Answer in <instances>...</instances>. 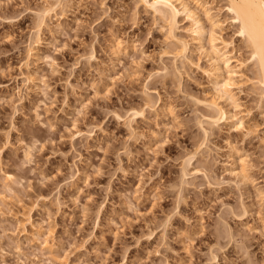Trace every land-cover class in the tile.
I'll return each instance as SVG.
<instances>
[{
  "label": "rangeland",
  "instance_id": "rangeland-1",
  "mask_svg": "<svg viewBox=\"0 0 264 264\" xmlns=\"http://www.w3.org/2000/svg\"><path fill=\"white\" fill-rule=\"evenodd\" d=\"M62 1L38 30L36 14L56 0H0V168L15 179L0 186V264H264L256 90L234 89L254 134L209 127L194 101L214 95L209 62L184 16L182 61L138 0ZM203 1L228 51L247 56L225 0ZM238 154L244 183L227 171ZM20 207L39 233L17 225Z\"/></svg>",
  "mask_w": 264,
  "mask_h": 264
},
{
  "label": "bare ground",
  "instance_id": "bare-ground-1",
  "mask_svg": "<svg viewBox=\"0 0 264 264\" xmlns=\"http://www.w3.org/2000/svg\"><path fill=\"white\" fill-rule=\"evenodd\" d=\"M138 1L146 9L150 10L156 19L161 21L166 39H169L174 45L172 55L175 59L188 60L187 54L189 51L188 43L175 37L179 16H184L190 23L192 28L191 39L209 62V69L201 71L207 75L214 90L213 96H204L201 100L194 99L195 103L201 104L207 111V114L202 116L204 123L209 127H219L221 124H228L235 131L244 132L245 135L254 134L259 125L246 123L244 117H242L245 115L238 116L240 103L236 97L237 94L234 93V89L240 88L243 84L252 85L257 92L260 104L259 108L261 109L260 114L264 121V0H225V7L227 13L230 15L231 24L236 26L237 37L245 45L247 56L244 57L240 55L235 56L232 54V51H228L229 43L217 34L220 22L212 13V8L205 1ZM65 5L66 1L62 0L46 4L36 14V26L38 30L47 26V20L51 18V14H55L56 8H63ZM198 10L202 14H199ZM119 41L118 39L114 44V47H116V50H113L114 54H116L122 44ZM238 48V51H240L241 47ZM29 55L31 57L35 55L32 48ZM249 67H251V77H247L244 73V69ZM26 80L30 81L29 77H26ZM223 104L229 107L230 110H226ZM143 106L148 107V104L145 103ZM129 111L132 118L140 117L144 112L143 109L135 108H129ZM261 128L264 129V125ZM201 129L205 134L207 133L203 127ZM262 141L264 143L263 139ZM233 150L231 151L232 155L234 153ZM190 160L191 157L185 161L181 168L183 178L191 172V170H188ZM237 161V166L234 167L233 163H231V168L227 171L233 179L244 183V181H247L249 169L246 155H239ZM0 175L3 177V183L0 182L2 190L10 191V185L15 182L13 181L15 180L13 179V175H10L8 172L5 173L1 168ZM263 193V189L258 190V194L261 197ZM18 212L16 222L21 230L25 231L29 224L35 229V234L39 233L38 228L34 227L31 223L27 210L24 207H20V211ZM42 245L44 248L51 250L46 239L43 240Z\"/></svg>",
  "mask_w": 264,
  "mask_h": 264
}]
</instances>
